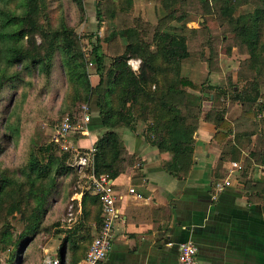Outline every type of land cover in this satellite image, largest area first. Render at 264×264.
<instances>
[{"label":"trees","instance_id":"1","mask_svg":"<svg viewBox=\"0 0 264 264\" xmlns=\"http://www.w3.org/2000/svg\"><path fill=\"white\" fill-rule=\"evenodd\" d=\"M105 1L110 3V10L98 2L97 17L99 21H108L112 30L102 39L97 37L88 54L76 26L68 20L64 0H0V103L8 101L6 116L0 122V157L11 142L19 143L22 139L20 124L12 122L15 107L11 103L26 76L37 74L49 82L59 60L69 85L64 115L80 118L84 115L83 106L94 101L105 128L87 164L89 176L107 175L113 179L135 163L116 129L135 128L138 122L144 124L152 144L170 154L165 168L179 179L191 171L195 133L203 120L216 126L213 139L222 148L221 162L240 159L242 148L236 140L229 141L233 121L226 117V108L214 105L217 96L227 95L228 87L209 84L214 71V49L206 59L204 81L197 82L183 73L191 57L189 34L197 31L186 26L193 18L186 5L191 0H156L163 16L155 26L132 15L137 0ZM199 1L204 8L214 2L219 5L215 14L228 22L237 46L248 54L243 63L251 76L238 73L239 78H246L242 87L232 79L229 83L233 100L242 109L239 120L249 119L259 125V130L247 135L249 138L256 134L257 141L246 161L264 167V0ZM67 2L78 7L83 21L84 0ZM129 15L134 17L132 21L127 20L122 27L117 25L118 16L129 19ZM102 42L110 47L116 42V51L104 52ZM132 59L141 60L137 69L130 64ZM90 64L99 77L96 85L91 82ZM9 88L14 90L7 96ZM49 138L45 141L42 134L31 138L19 166L10 167L0 161V251L12 252L7 264H15L16 254L39 235H50L60 224V219L50 221L49 216L63 199L66 179L76 173L77 167L72 164L74 151H63ZM85 153L89 150H82L81 154ZM248 187L249 198L264 207V181L249 180ZM78 191L73 190L70 195ZM88 200L100 205L94 219L101 225L102 204L90 190L83 194L82 219L89 218ZM80 227L77 224L68 230L61 254L66 243L73 251L79 248L77 240L90 236L89 231L78 236ZM72 259L76 261L74 256Z\"/></svg>","mask_w":264,"mask_h":264},{"label":"crops","instance_id":"2","mask_svg":"<svg viewBox=\"0 0 264 264\" xmlns=\"http://www.w3.org/2000/svg\"><path fill=\"white\" fill-rule=\"evenodd\" d=\"M91 78L93 85L99 82L97 75ZM238 109L241 114V107ZM89 111L88 134L79 133L70 139L77 151H90L105 131L96 103L89 106ZM233 125L229 141L236 140L242 148L241 158L221 162L222 148L213 139L216 126L203 120L195 133L194 163L184 179L166 170L170 154L152 144L142 122L135 128L116 129L135 163L112 179L118 195L119 217L115 222L112 248L102 264H180V244L188 240L196 243L200 264H264V207L249 198L248 187L249 180L264 181V167L255 164L250 165V169L243 165L248 137H242L243 130L235 122ZM232 162H238L241 168L231 173L232 184L216 194L215 184L229 176ZM90 177L87 186H81L82 189L71 196L76 204L75 216L62 219L50 235H39L16 254L15 264H44L47 255L59 257L61 264H86L90 244L100 227L94 219L100 205L88 200L89 218L81 217L84 191L94 194ZM60 207L61 204L56 203L52 213H57ZM77 224L81 225L78 236L87 231L90 236L87 240H77L79 248L73 251L66 243L61 254L68 230ZM11 253L0 251V264H7Z\"/></svg>","mask_w":264,"mask_h":264},{"label":"rangeland","instance_id":"3","mask_svg":"<svg viewBox=\"0 0 264 264\" xmlns=\"http://www.w3.org/2000/svg\"><path fill=\"white\" fill-rule=\"evenodd\" d=\"M102 5H106L107 10H110V3L105 0H84L85 12L84 20L80 19L81 13L78 11L76 5L67 2L65 3V10L68 16V20L71 25L76 26V31L81 37V43L83 49L89 54L91 52L93 44L96 42L97 37L104 38L112 30L108 21H99L97 17L98 2ZM104 1V2H103ZM213 6L204 8L199 0H191L186 5L189 10H192V20L187 23L188 28H196V32L189 34V47L191 50L190 60L187 61V65L184 68V74L197 82H202L207 76V57L211 55V49L216 52L215 59L213 60V69L211 73V79L209 84L216 86V84H223L227 86V95L222 98L216 97L214 105L223 106L227 109V118L236 126L243 130L242 133L249 136L248 133L259 130V125H256V121L249 119H240L242 113L238 109V104L233 100L232 92L230 90V79L233 82H238L237 85L242 87L246 78H239L238 73L245 72L246 75L251 76V72L243 63L248 57V54L240 50L237 46L234 33L231 31L230 25L221 17L215 14V9L219 7L218 4L212 3ZM101 7V5H100ZM103 7V6H102ZM106 14L109 12L105 11ZM133 16H140L145 21L150 22L152 25H157L161 16H163V10L161 4L156 0H137L133 9ZM129 19L118 16L117 25H125ZM151 29V28H150ZM114 46L110 47L109 43L102 42L104 52H115L116 42ZM91 77L95 74L93 66H89ZM92 79V78H91ZM240 79V80H239ZM92 82V80H91ZM13 88L6 90L7 96L13 92ZM190 90V89H189ZM217 92L216 90H212ZM69 92V85L67 79V73L58 60L53 72L52 79L48 82L42 76L33 75L26 76V80L23 82L18 92L14 96L13 104L14 123L20 124L22 132V139L19 143H12L7 147L5 153L0 157V161L4 162V165L10 167L19 166L23 160V156L26 150L27 144L30 143V139L34 138L37 134H42L43 139L50 140L54 125L60 120L66 112L65 99ZM16 100V102H15ZM5 102L0 103V122L1 119L6 116ZM15 102V103H14ZM95 102H91L89 106H92ZM237 106V107H236ZM17 118L21 119V122L15 121ZM3 131V126L0 124V133ZM79 133L73 134L72 137L79 136ZM257 135H251L248 139H245V152H249L252 146L257 141ZM249 145V146H248ZM75 148V147H73ZM75 156L72 160L77 169L76 173L70 175L66 179V185L63 192V199L60 204L61 207L57 213L50 214L49 218H54V221L62 219H68L71 217L70 213H76V204L71 201L70 192L77 189H82L81 186H87V180H89V173L86 171L88 165L79 163L77 154H81L82 150L74 151ZM247 153L244 158L243 165L250 166V163L246 161ZM73 207L71 208V205ZM59 215V216H58ZM58 216V217H56ZM19 233V229H16Z\"/></svg>","mask_w":264,"mask_h":264},{"label":"built area","instance_id":"4","mask_svg":"<svg viewBox=\"0 0 264 264\" xmlns=\"http://www.w3.org/2000/svg\"><path fill=\"white\" fill-rule=\"evenodd\" d=\"M130 63L134 69L140 66L141 60L132 59ZM84 115L77 119H72L69 115H64L54 125L51 134V141L58 144L63 151H75L71 144L70 137L75 133L88 134V123L91 121L89 105L83 106ZM77 151V150H76ZM96 151L93 146L88 154L78 155L79 163L87 165ZM241 164L232 162L229 168V176L215 184L216 194L225 190L232 184L230 176L235 170L240 169ZM91 190L98 195L102 204V223L98 229L97 235L90 244L86 255V264H102L111 248L114 237L115 222L119 217V208L117 206L118 195L115 191L114 182L107 175H91ZM130 191L134 192L133 189ZM215 194V195H216ZM73 205H71V208ZM74 217V212L70 213ZM198 247L192 240L180 244L179 263L180 264H200L197 258ZM44 264H61L59 257L47 255Z\"/></svg>","mask_w":264,"mask_h":264}]
</instances>
